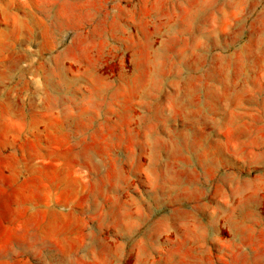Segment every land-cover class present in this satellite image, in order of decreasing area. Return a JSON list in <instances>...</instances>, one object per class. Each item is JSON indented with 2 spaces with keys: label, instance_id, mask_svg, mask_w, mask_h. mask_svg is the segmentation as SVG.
<instances>
[{
  "label": "rangeland",
  "instance_id": "rangeland-1",
  "mask_svg": "<svg viewBox=\"0 0 264 264\" xmlns=\"http://www.w3.org/2000/svg\"><path fill=\"white\" fill-rule=\"evenodd\" d=\"M0 264H264V0H0Z\"/></svg>",
  "mask_w": 264,
  "mask_h": 264
}]
</instances>
